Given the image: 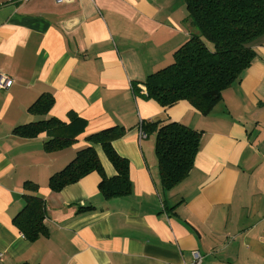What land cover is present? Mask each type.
Returning a JSON list of instances; mask_svg holds the SVG:
<instances>
[{"label": "crops", "instance_id": "crops-1", "mask_svg": "<svg viewBox=\"0 0 264 264\" xmlns=\"http://www.w3.org/2000/svg\"><path fill=\"white\" fill-rule=\"evenodd\" d=\"M186 13L183 0H0V75L12 81L0 88V264H191L192 252L200 264H264V38L207 116L185 101L164 110L132 92L197 34ZM44 93L54 100L47 116L28 114ZM68 113L86 121L68 148L46 153V134H12L43 118L68 122ZM142 121L202 132L193 168L174 189L159 185L154 136L140 139ZM116 126L126 130L112 143L129 163V196L105 201L96 172L48 188L88 135ZM25 182L45 203L47 236L35 242L12 222L30 194Z\"/></svg>", "mask_w": 264, "mask_h": 264}, {"label": "trees", "instance_id": "trees-1", "mask_svg": "<svg viewBox=\"0 0 264 264\" xmlns=\"http://www.w3.org/2000/svg\"><path fill=\"white\" fill-rule=\"evenodd\" d=\"M187 20L197 31L173 53V62L151 75L141 84L145 93L132 83V92L167 109L185 101L202 116L218 104L222 92L241 79L256 58L252 45L264 38V0H183ZM54 100L49 93L27 107L28 114L46 117ZM68 122L43 118L14 128L12 134L21 139H34L46 134L43 149L53 153L72 146L86 128V121L68 113ZM139 128L146 138L154 136V153L158 179L162 191L174 189L190 174L194 159L201 147L202 132L177 122L142 121ZM138 128V129H139ZM126 134L123 127H111L88 135V144L78 150L74 158L48 179V188L59 192L64 187L80 182L91 173H98V191L104 200L127 197L132 191L129 163L117 155L112 142ZM112 165L115 175L104 176L95 147ZM30 192L23 197L24 207L13 218V224L29 242L46 237L45 203L36 196L38 186L23 183ZM171 208L170 210H173ZM87 211V208L80 209Z\"/></svg>", "mask_w": 264, "mask_h": 264}, {"label": "built area", "instance_id": "built-area-1", "mask_svg": "<svg viewBox=\"0 0 264 264\" xmlns=\"http://www.w3.org/2000/svg\"><path fill=\"white\" fill-rule=\"evenodd\" d=\"M56 3H58L60 5V3H65V2H69L70 0H54ZM12 81L10 79H8L5 76L0 75V88L1 89H8L11 86ZM141 91L145 92L143 87H140ZM139 136L140 139H145L146 136L145 134H143V132L141 131V129L139 128ZM192 257H193V261L191 264H200L201 261V257L197 252H192ZM4 255L3 253L0 251V262L3 260Z\"/></svg>", "mask_w": 264, "mask_h": 264}]
</instances>
